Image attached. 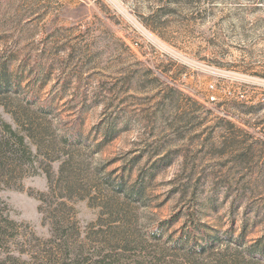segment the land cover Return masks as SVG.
<instances>
[{"label":"rangeland","instance_id":"374dc122","mask_svg":"<svg viewBox=\"0 0 264 264\" xmlns=\"http://www.w3.org/2000/svg\"><path fill=\"white\" fill-rule=\"evenodd\" d=\"M6 59L20 89L0 94V130L30 153L11 142L0 161V264L65 241L69 264H152L145 232L188 210L264 233V0H0ZM139 174L132 203L113 185Z\"/></svg>","mask_w":264,"mask_h":264},{"label":"trees","instance_id":"16d2710c","mask_svg":"<svg viewBox=\"0 0 264 264\" xmlns=\"http://www.w3.org/2000/svg\"><path fill=\"white\" fill-rule=\"evenodd\" d=\"M7 61L8 59L0 61V94L18 92L17 90L20 89L19 78L17 75L11 76L9 74ZM39 110L45 113L50 109L45 105H39ZM0 133L2 134L0 137V161L4 158L3 155L6 154L4 150L7 147H11L12 144L23 153L26 150L29 151L24 142V136L16 133L8 124L3 123ZM78 139L79 134L75 130L62 135L64 144H77ZM11 142L12 144H10ZM161 160H163V156L155 159L154 163H158ZM113 188L124 198L130 199L132 203L140 202L144 195L142 174H139L129 184L124 183L120 179L114 183ZM56 194L54 188L51 193L49 192L50 196ZM59 203L65 204L63 200ZM186 215L187 217L179 228L172 233L167 234L165 227L168 226L166 224H170L171 221L177 218L178 213L172 215L166 221H159L153 228L145 232L157 246L156 253L158 258L152 264H176L175 262L178 263V257L186 258L185 260L189 261L190 264H264V233L252 242L247 243L242 237L243 231L234 236L231 226L219 231L213 229L206 222L201 221L197 216L195 217L189 210ZM52 218L53 232L65 226V222L60 216L54 215ZM60 251L64 252H62L63 261L59 264H69L72 246L66 241L58 243L55 251L47 256L45 264L57 263L58 261L54 259Z\"/></svg>","mask_w":264,"mask_h":264},{"label":"built area","instance_id":"2783aa9c","mask_svg":"<svg viewBox=\"0 0 264 264\" xmlns=\"http://www.w3.org/2000/svg\"><path fill=\"white\" fill-rule=\"evenodd\" d=\"M210 98L213 99L214 97L211 96Z\"/></svg>","mask_w":264,"mask_h":264}]
</instances>
